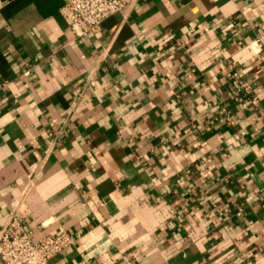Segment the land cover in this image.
I'll use <instances>...</instances> for the list:
<instances>
[{"label":"crops","instance_id":"1","mask_svg":"<svg viewBox=\"0 0 264 264\" xmlns=\"http://www.w3.org/2000/svg\"><path fill=\"white\" fill-rule=\"evenodd\" d=\"M64 3L0 0V231L67 232L49 264H264V0H131L87 37Z\"/></svg>","mask_w":264,"mask_h":264},{"label":"built area","instance_id":"2","mask_svg":"<svg viewBox=\"0 0 264 264\" xmlns=\"http://www.w3.org/2000/svg\"><path fill=\"white\" fill-rule=\"evenodd\" d=\"M131 0H65L61 15L66 24L79 37L99 33L103 22L110 16L121 12ZM257 58L264 64V30L256 40ZM240 88L250 93L248 83ZM254 104L258 99L254 97ZM71 236L65 232L47 235L40 240L25 228L24 222L12 214L0 231V264H49L55 256L73 245Z\"/></svg>","mask_w":264,"mask_h":264}]
</instances>
